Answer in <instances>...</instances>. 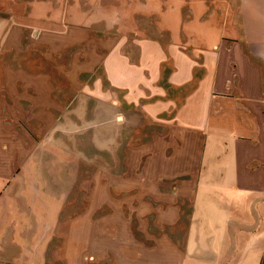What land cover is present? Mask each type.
I'll return each mask as SVG.
<instances>
[{
	"label": "crops",
	"instance_id": "obj_1",
	"mask_svg": "<svg viewBox=\"0 0 264 264\" xmlns=\"http://www.w3.org/2000/svg\"><path fill=\"white\" fill-rule=\"evenodd\" d=\"M103 1L0 0V264H264V0H116L113 15ZM107 18L123 38L99 60L83 32ZM95 63L104 97L149 120L148 154L111 174L129 184L57 218L52 186L29 180L42 171L12 157L10 113L60 109L47 69L79 95Z\"/></svg>",
	"mask_w": 264,
	"mask_h": 264
},
{
	"label": "rangeland",
	"instance_id": "obj_2",
	"mask_svg": "<svg viewBox=\"0 0 264 264\" xmlns=\"http://www.w3.org/2000/svg\"><path fill=\"white\" fill-rule=\"evenodd\" d=\"M101 4L103 13L108 15H113L115 9L118 14L125 5L116 0H104ZM120 17L122 18L118 19L116 16L117 22L120 23L117 31L123 29L121 22L124 16ZM88 18L93 19L91 16ZM110 19L113 21V18H107L98 25L99 29L94 37L89 32H83L84 38L99 40V60L101 54L106 51L109 38H123L122 33L115 35L104 30L113 28ZM240 21L241 19H238L237 24ZM228 28L233 32V24ZM235 29L238 34L240 29ZM83 51L86 52L87 48H83ZM47 70L54 77L57 87L64 90V97L57 95V91L53 95V99L60 101V109L39 110L21 99L19 104L11 109L10 117L14 119H11L12 122L9 120L8 124V147L15 150L12 157L21 165V171L31 168L42 171L38 175L31 173L29 180L42 181L52 186L51 193L56 196L57 218L64 219L80 214L87 205H95V198L91 196L97 195L89 193V199L86 192L89 188L92 190L99 185H105L112 192L114 187L129 184L130 179L123 180L125 184H122L120 179L111 178V174L114 176L117 171L130 172L134 166L133 161H136L138 156H147V143L151 133L149 120L142 113L127 105H118L113 96L104 97L103 91L108 85L104 78L103 66L95 63L92 72L82 75L79 95L72 94V89L63 75L52 67ZM28 113L36 118L44 114L47 121L50 120V123L54 122L55 125H43L38 118L33 119L34 117L29 123ZM17 118L20 123L16 121ZM104 170L111 172L105 178L102 177ZM107 196L109 200L106 202L115 203L112 201L113 194L107 193ZM107 206L100 211L102 215L113 214V207ZM151 231L156 232L154 229Z\"/></svg>",
	"mask_w": 264,
	"mask_h": 264
}]
</instances>
